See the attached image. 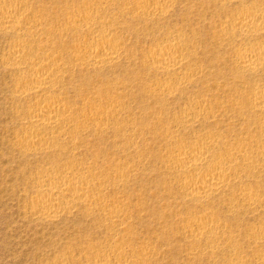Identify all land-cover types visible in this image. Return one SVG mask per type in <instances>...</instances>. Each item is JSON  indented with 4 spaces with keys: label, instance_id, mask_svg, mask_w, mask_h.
<instances>
[{
    "label": "rangeland",
    "instance_id": "obj_1",
    "mask_svg": "<svg viewBox=\"0 0 264 264\" xmlns=\"http://www.w3.org/2000/svg\"><path fill=\"white\" fill-rule=\"evenodd\" d=\"M16 1L41 25L34 37L0 32V264H99L113 248L123 251L113 263L264 264V107L254 102L264 91V67L246 68L237 58L242 47H264V30L245 38L230 29L243 6L264 14V0H167L164 17L141 14L139 5L155 0ZM100 5L107 9L98 14ZM92 12L102 22L95 32L67 27ZM105 34L121 44L115 64L77 60V52L89 56L84 40ZM17 38L35 58L43 57V43H53L50 55L59 62L49 68L58 67L60 77L52 93L20 94V76L39 79L13 66L8 53ZM166 41L189 48L187 68L156 70L154 56ZM169 80L174 86L167 89ZM48 102L65 105L73 123L53 129L58 138L50 146L32 143L38 154L21 152L31 111ZM198 105L203 111L195 119ZM196 143L213 144L220 158L242 151L228 187L205 199L189 195L171 162ZM76 171L101 175L92 206L54 220L32 211L50 195L39 192L50 177ZM114 212L124 225L114 224ZM205 217L222 226L213 238L191 232V221Z\"/></svg>",
    "mask_w": 264,
    "mask_h": 264
},
{
    "label": "bare ground",
    "instance_id": "obj_2",
    "mask_svg": "<svg viewBox=\"0 0 264 264\" xmlns=\"http://www.w3.org/2000/svg\"><path fill=\"white\" fill-rule=\"evenodd\" d=\"M244 1V0H235ZM26 5L16 0H9L0 7V32L2 33H19L21 36L34 37L38 34L41 23L38 18L33 17L25 9ZM107 7L100 5L96 11L98 14ZM143 16L164 17L170 12V5L167 0H155L152 5L145 2L139 5ZM97 13H85L77 15L67 24L69 28H85L88 32H95L102 25ZM103 25H113V22L105 21ZM107 27V26H106ZM110 27V26H109ZM240 33V36L252 38L264 30L263 10L254 6H243L237 12L231 28ZM110 30V29H109ZM114 35L105 34L100 39L92 37L83 41L82 46L89 52V56L78 54L77 60L87 65L103 67L115 64L122 56V47ZM53 43L49 40L41 45L42 58H35L33 53L28 49L27 42L23 38H17L8 56L15 64L16 70L26 68L33 75L38 77L39 81L29 82L28 77L23 75L18 79V86L21 89L20 94H50L55 89L52 84L60 77V71L57 68L58 60L52 58L50 52L53 50ZM238 62L246 68L261 69L264 67V47L252 45L242 47L239 50ZM40 55V56H42ZM38 56V55H37ZM189 48L174 41H166L154 56V66L157 71L170 72L178 68H187L189 61ZM35 62L32 64V62ZM47 62V64H46ZM190 69V68H189ZM191 70V69H190ZM189 74L195 76L198 72L191 70ZM172 81H167L165 88L173 87ZM166 89V90H167ZM254 102L257 107H264V91H259L254 96ZM100 115L109 116V110H97ZM203 106L198 105L194 108L195 119L202 114ZM69 110L65 105L59 102L42 103L33 108L31 116L25 123L27 134L20 142V151L24 153L38 154L41 148L31 147V144L37 141L44 144L47 141L56 140L53 129L62 128L65 123H73L74 118L68 114ZM188 118V117H187ZM193 118V117H192ZM99 127V124L95 125ZM172 140V138H171ZM48 144V143H46ZM74 144V142H73ZM72 144V145H73ZM49 145V144H48ZM75 145V144H74ZM50 146V145H49ZM213 144L196 143L191 151L183 150L179 154H173L171 162L180 176L184 177L182 185L187 189L189 195H198L200 198H208L213 194L225 189L230 183L231 172L236 168V159L242 151H233L228 157H215L211 148ZM210 163V164H209ZM208 167V168H207ZM72 177H50L48 182L40 188L39 192L49 193L43 197L32 208L36 214L42 215L46 219H56L62 214L71 213L72 209L80 206H92L101 196L102 190H97L96 183L101 182L102 178L99 173L91 172L84 176L76 171ZM115 176L121 180L122 172L118 169L114 172ZM187 177V178H186ZM89 193L92 195L88 196ZM57 197H54V195ZM96 196V198H94ZM247 201L254 200L252 194H245ZM112 218H118L114 224L116 226L124 225L120 215L114 212ZM110 217V219L112 220ZM191 232L200 235L215 237L221 229L220 223L212 217L200 218L191 221ZM123 253L121 248H113L105 256L97 260L99 264H135V260L117 261L113 263L111 258L117 254Z\"/></svg>",
    "mask_w": 264,
    "mask_h": 264
}]
</instances>
